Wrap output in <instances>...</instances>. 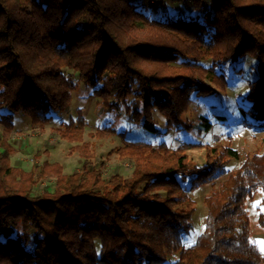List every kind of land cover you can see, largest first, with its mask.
<instances>
[{"label":"trees","instance_id":"trees-1","mask_svg":"<svg viewBox=\"0 0 264 264\" xmlns=\"http://www.w3.org/2000/svg\"><path fill=\"white\" fill-rule=\"evenodd\" d=\"M144 6L0 0V109L8 111L0 114V264H165L177 254L171 264H264L247 207L256 196L264 207V149L199 142L172 149L118 130L125 114L150 135L191 131L186 115L195 98L215 99L238 77L247 83L242 124L264 132V0H210V9L194 0L202 15L168 18ZM81 83L115 119L93 136L121 138L116 154L132 164L130 177L106 176L93 164L84 109L60 130L77 144L82 171L14 166L15 114L43 128L69 113ZM214 117L227 119L218 108ZM212 126L202 117L198 131ZM196 148L205 149L203 165L188 154ZM232 162L239 168L230 170ZM218 181L204 199L205 228L186 246L197 212L191 193ZM258 219L264 229V212Z\"/></svg>","mask_w":264,"mask_h":264},{"label":"rangeland","instance_id":"rangeland-1","mask_svg":"<svg viewBox=\"0 0 264 264\" xmlns=\"http://www.w3.org/2000/svg\"><path fill=\"white\" fill-rule=\"evenodd\" d=\"M145 5L144 11L151 13L156 18H168L177 15H202V11L194 6V0H137ZM202 5L210 9V0H201ZM230 87L225 93H220L215 99L195 98L190 107L186 118L192 123L194 128L191 131H174L168 135H150L147 131L133 124L129 117L123 114V119L119 125V131L127 130L129 136L134 140H146L154 145L162 141L167 142L172 149H176L184 142H199L202 144L230 146L241 153H253L264 149V132H256L243 126L239 115L238 105L242 95L247 91V83L244 79L234 77ZM99 100L91 96V89L83 83L78 90L73 93L72 105L68 114L57 115L54 122L40 128L33 126L28 116L23 113L15 114V131L10 135V143L14 149L12 154V164L20 166L26 171H30L34 164H61L64 166L65 173H76L83 169L84 158L72 150L76 143L64 140L60 134L63 125L71 117H76L77 109H84L87 118V128L85 142L92 144L91 152L94 154L93 164L106 176L113 173L130 177L133 166L129 161L121 160L116 154V150L123 145L120 137L112 136L109 138L94 137L93 134L104 126L113 122L114 117L102 115L99 110ZM218 108L225 112V121L217 120L214 117V110ZM8 113L7 109H0V114ZM207 117L213 126L210 131L199 133L200 119ZM156 119L162 124L163 118L157 114ZM164 128V127H163ZM0 129V135L1 131ZM194 163L203 165L206 162V152L203 148L192 149L188 152ZM239 168L238 162H232L230 170ZM54 180L44 182L42 185H50ZM217 186L210 184L200 187L191 193L192 200L195 202L197 212L193 218L194 230L185 238L186 246L193 244L199 233L205 228L207 208L204 199L207 195L218 189ZM40 185V186H42ZM40 189V188H39ZM37 189V192H39ZM261 197L256 196L248 201L247 207L251 217L252 237L255 240L260 252L264 255V229L259 223V213L264 212L261 205ZM177 256L170 257L165 264H171Z\"/></svg>","mask_w":264,"mask_h":264},{"label":"snow or ice","instance_id":"snow-or-ice-1","mask_svg":"<svg viewBox=\"0 0 264 264\" xmlns=\"http://www.w3.org/2000/svg\"><path fill=\"white\" fill-rule=\"evenodd\" d=\"M261 251H264V248H261Z\"/></svg>","mask_w":264,"mask_h":264}]
</instances>
